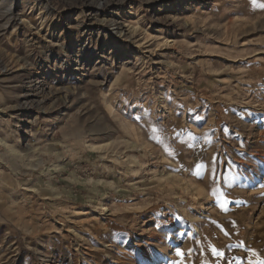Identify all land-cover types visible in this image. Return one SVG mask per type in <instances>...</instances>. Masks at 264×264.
Listing matches in <instances>:
<instances>
[{"label":"rangeland","instance_id":"obj_1","mask_svg":"<svg viewBox=\"0 0 264 264\" xmlns=\"http://www.w3.org/2000/svg\"><path fill=\"white\" fill-rule=\"evenodd\" d=\"M234 256L264 264V0H0V264Z\"/></svg>","mask_w":264,"mask_h":264},{"label":"snow or ice","instance_id":"obj_2","mask_svg":"<svg viewBox=\"0 0 264 264\" xmlns=\"http://www.w3.org/2000/svg\"><path fill=\"white\" fill-rule=\"evenodd\" d=\"M213 169H212V173H213V180L214 181H218V177H217V168L215 167L216 165V158H213ZM225 179L227 180L228 177L225 176ZM225 234L227 235V231H225ZM181 235H184L183 233H181ZM198 242V241H197ZM177 255L179 256H183V252L180 249H176ZM211 255H213L214 257H217V259L219 260V258H223L225 256L224 252L219 251L216 248H212L211 249ZM233 261L236 262V264H241L240 258L239 257H232L231 260L227 261V264H233Z\"/></svg>","mask_w":264,"mask_h":264}]
</instances>
